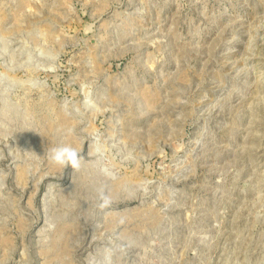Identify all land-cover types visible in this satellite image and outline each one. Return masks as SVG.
<instances>
[{
    "label": "rangeland",
    "instance_id": "1",
    "mask_svg": "<svg viewBox=\"0 0 264 264\" xmlns=\"http://www.w3.org/2000/svg\"><path fill=\"white\" fill-rule=\"evenodd\" d=\"M0 264H264V0H0Z\"/></svg>",
    "mask_w": 264,
    "mask_h": 264
},
{
    "label": "clouds",
    "instance_id": "2",
    "mask_svg": "<svg viewBox=\"0 0 264 264\" xmlns=\"http://www.w3.org/2000/svg\"><path fill=\"white\" fill-rule=\"evenodd\" d=\"M47 155L52 164L64 169L71 167L73 170H78L83 159L74 147L67 144L50 148Z\"/></svg>",
    "mask_w": 264,
    "mask_h": 264
}]
</instances>
